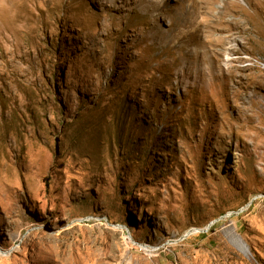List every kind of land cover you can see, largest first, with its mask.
<instances>
[{
  "label": "rangeland",
  "instance_id": "374dc122",
  "mask_svg": "<svg viewBox=\"0 0 264 264\" xmlns=\"http://www.w3.org/2000/svg\"><path fill=\"white\" fill-rule=\"evenodd\" d=\"M0 264H264V0H0Z\"/></svg>",
  "mask_w": 264,
  "mask_h": 264
},
{
  "label": "water",
  "instance_id": "95a60500",
  "mask_svg": "<svg viewBox=\"0 0 264 264\" xmlns=\"http://www.w3.org/2000/svg\"><path fill=\"white\" fill-rule=\"evenodd\" d=\"M194 232H196V230H191L190 232H188V234L185 236L186 237H189L191 234H193ZM201 232H206V231H201Z\"/></svg>",
  "mask_w": 264,
  "mask_h": 264
},
{
  "label": "trees",
  "instance_id": "16d2710c",
  "mask_svg": "<svg viewBox=\"0 0 264 264\" xmlns=\"http://www.w3.org/2000/svg\"><path fill=\"white\" fill-rule=\"evenodd\" d=\"M202 236H207V235H205V233H204Z\"/></svg>",
  "mask_w": 264,
  "mask_h": 264
}]
</instances>
